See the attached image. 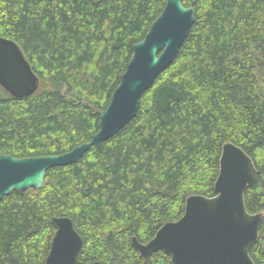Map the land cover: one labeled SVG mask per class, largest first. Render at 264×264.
<instances>
[{
	"label": "trees",
	"instance_id": "16d2710c",
	"mask_svg": "<svg viewBox=\"0 0 264 264\" xmlns=\"http://www.w3.org/2000/svg\"><path fill=\"white\" fill-rule=\"evenodd\" d=\"M168 0H0V36L19 44L40 87L16 99L0 86V156L61 155L90 142L134 52ZM186 7L193 6L190 0ZM175 62L144 95L137 117L44 187L0 199V264H46L69 217L80 260L144 264L147 244L181 219L191 196H215L222 149L243 148L258 171L246 193L264 214V0H199ZM175 87L166 112L157 101ZM264 264V219L251 250ZM148 264H173L159 251Z\"/></svg>",
	"mask_w": 264,
	"mask_h": 264
},
{
	"label": "water",
	"instance_id": "95a60500",
	"mask_svg": "<svg viewBox=\"0 0 264 264\" xmlns=\"http://www.w3.org/2000/svg\"><path fill=\"white\" fill-rule=\"evenodd\" d=\"M184 1L168 0L145 39L133 47V58L108 108L101 113L99 131L90 142L61 155L0 156V199L14 191L40 190L51 168L78 163L93 147L101 148L137 117L144 95L175 62L195 23L194 6L199 0H190L191 7ZM40 84L19 44L0 36V86L12 97L26 99L37 93ZM179 98L175 87L163 86L157 92L162 112L168 110L171 99ZM257 176L255 163L243 148L231 142L224 144L215 196L189 197L184 216L166 223L149 243L133 238L144 264L159 251L166 252L173 264H256L251 250L260 239L264 214L249 213L246 193ZM52 222L57 231L46 264H102L80 260L83 238L71 218L55 217Z\"/></svg>",
	"mask_w": 264,
	"mask_h": 264
}]
</instances>
